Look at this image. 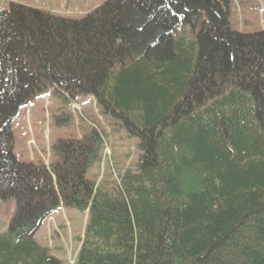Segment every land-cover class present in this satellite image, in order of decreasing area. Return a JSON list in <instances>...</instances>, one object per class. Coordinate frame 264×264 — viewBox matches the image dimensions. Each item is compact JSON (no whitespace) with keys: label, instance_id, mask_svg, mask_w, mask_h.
I'll list each match as a JSON object with an SVG mask.
<instances>
[{"label":"trees","instance_id":"trees-1","mask_svg":"<svg viewBox=\"0 0 264 264\" xmlns=\"http://www.w3.org/2000/svg\"><path fill=\"white\" fill-rule=\"evenodd\" d=\"M100 1L80 20L0 10V199L17 204L0 264H61L35 236L62 207L88 211L76 264H264V31L232 30L234 0ZM50 89L121 121L136 170L88 179L96 130L19 161L11 124Z\"/></svg>","mask_w":264,"mask_h":264},{"label":"rangeland","instance_id":"rangeland-1","mask_svg":"<svg viewBox=\"0 0 264 264\" xmlns=\"http://www.w3.org/2000/svg\"><path fill=\"white\" fill-rule=\"evenodd\" d=\"M19 3L56 16L80 20L101 4L100 0H0V10ZM232 30L243 34L264 31V0H234L231 5ZM96 130L103 141L102 162L93 164L88 179L96 185L114 182L118 174L135 171L141 156L139 139L121 121L103 114L95 99L79 97L74 104L58 97L53 89L25 104L11 124L14 153L19 161L50 166L58 161L54 145L63 139H81ZM17 211L14 199H0V235L8 230ZM88 212L62 207L48 218L35 236L42 247L61 261L76 264Z\"/></svg>","mask_w":264,"mask_h":264}]
</instances>
